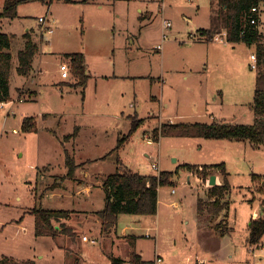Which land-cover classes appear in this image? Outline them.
Listing matches in <instances>:
<instances>
[{"label": "rangeland", "instance_id": "374dc122", "mask_svg": "<svg viewBox=\"0 0 264 264\" xmlns=\"http://www.w3.org/2000/svg\"><path fill=\"white\" fill-rule=\"evenodd\" d=\"M72 1H24L14 19L0 21L12 54L10 101L0 109V260L109 264L114 256L131 264L136 252L143 264H155L158 256L163 264L251 263L244 245L232 251V259L219 253L212 231L223 219L235 231L231 238L242 242L250 219L264 218V145L162 134L156 139L155 132L165 124L252 125L262 68L252 69L250 57L258 54V45L238 47L230 61L213 51L216 45L207 51V44L194 43L200 30L221 29L218 0ZM261 7L264 30V2ZM40 18L54 29L43 39ZM165 21L172 24L169 30L163 29ZM27 36L38 47L30 75L38 68L43 75L39 86L23 91L30 75H18L17 68ZM69 54L85 56L90 73L85 89L76 86L71 70L68 79L61 78ZM32 90L36 96L26 94ZM29 117L37 130L24 132ZM67 152L79 166L73 177ZM221 165L230 184L227 207L212 215L209 183L219 174L224 184ZM125 168L171 177L159 187L155 216L120 215L117 231L106 235L95 213L106 204L103 183ZM203 168L214 170L206 181L197 173ZM34 209L74 211L68 224L78 237H37Z\"/></svg>", "mask_w": 264, "mask_h": 264}, {"label": "trees", "instance_id": "16d2710c", "mask_svg": "<svg viewBox=\"0 0 264 264\" xmlns=\"http://www.w3.org/2000/svg\"><path fill=\"white\" fill-rule=\"evenodd\" d=\"M28 0H5L4 7L0 12V21L4 18L14 19L17 15V7L21 2ZM51 2L54 0H50ZM73 3L72 0H64ZM264 0H218L217 8L219 14L225 21L227 29V40L230 43H246L247 45H258V67L262 71L256 78L253 110L256 120L252 125H232L228 123L212 124H165L159 131L155 132V138L159 135L174 137H202L206 139H227L230 141L250 142L254 147L264 145V49L261 47L262 35L258 30L259 23L251 25L249 16L253 7H259ZM254 18L259 21V15L254 14ZM11 41L7 34L0 33V104L10 101V77L12 69V54L9 52ZM38 52V47L30 37L27 36V43L24 50L18 55L17 73L20 76L28 77L32 70V64ZM72 75L78 79L76 86L86 88L90 75L87 73L85 56L83 54H69L66 56ZM24 132L37 130L34 117L26 118L22 126ZM73 136H67L64 141H68ZM121 146V145H120ZM118 146L115 150L120 149ZM120 164V163H119ZM66 165L69 168V177H73L78 165L67 152ZM121 165V164H120ZM221 169L224 176V184L209 188V210L212 215H219L227 207L223 200L230 190L227 173L224 166H217ZM212 169L203 168L197 170L199 176L204 181L208 175L213 174ZM171 174L162 173L159 177L150 175L143 176L133 173L125 168L117 170L110 175L103 184L106 199L103 210L96 212L97 218L102 224L103 233L110 235L117 231L118 219L120 215H139L155 216L159 205V187L168 184ZM57 184L53 188H55ZM213 200V201H212ZM200 209V206H199ZM201 212V209L199 210ZM35 218V235L37 237H51L56 239L59 235L65 234L75 240L78 234L68 223L74 215L70 210H44L34 209L30 212ZM59 225V228L57 227ZM224 225L218 224L216 232L224 235ZM250 235L248 245L262 243L264 236V218L252 220L249 226ZM131 237V241H135ZM131 264H143L141 255L136 252L131 253ZM112 264H123V260L111 257ZM0 264H35L34 261L16 262L15 260L4 257Z\"/></svg>", "mask_w": 264, "mask_h": 264}, {"label": "crops", "instance_id": "0c3cea01", "mask_svg": "<svg viewBox=\"0 0 264 264\" xmlns=\"http://www.w3.org/2000/svg\"><path fill=\"white\" fill-rule=\"evenodd\" d=\"M192 2H193V0H192ZM4 4H5V0H4V2H3V6H4ZM260 13L258 14L259 15V21H258V23H259V26H258V30H259V32H260V34L262 35V40H264V30H263V23H262V19H261V9H262V7H261V4H260ZM142 12V11H141ZM140 12V13H141ZM184 19L186 20V21H189V22H193V19L192 18H190V17H187V16H184ZM40 20V19H39ZM47 20V19H46ZM220 20H221V25H220V27H221V29L220 30H218L217 29V27H216V31H212V30H210V29H202V30H200V33H199V35L197 36V37H195L194 38V43H202V44H207V48H209V49H207V51H210V48L213 46V45H216V48L213 50V51H219V52H223V53H225L227 56H228V58H229V60L230 61H234V53L236 52V50H237V48L238 47H241V46H245V47H251V46H253V45H247L246 43H230V42H228V40H227V36L225 35V33H226V31H227V29H226V27H225V21L223 20V17L220 15ZM48 21V20H47ZM49 22V21H48ZM169 22V21H168ZM165 23V22H164ZM49 25H50V23H49ZM216 26V25H215ZM40 27H41V24H40ZM172 27V26H171ZM163 29L164 30H169V29H165L164 28V24H163ZM40 32H41V29H40ZM222 32H225L224 34H222ZM190 35H192V34H190ZM41 38L43 39L44 37H43V35H42V33H41ZM163 36H164V34H163ZM222 36V37H221ZM219 38V40H217L216 38ZM163 40H164V37H163ZM165 41V40H164ZM9 52H10V50H9ZM11 53V52H10ZM208 55V54H207ZM252 55H254V54H252ZM251 55V56H252ZM208 57H209V55H208ZM256 57H257V60H258V56L256 55ZM250 59H251V57H250ZM252 61V60H251ZM258 65V64H257ZM87 73L90 75V73H89V71L87 70ZM41 75H43V71L40 69V68H38V69H36V70H34L33 71V74H31L28 78H27V82L25 83V85H24V89H23V91L24 90H29V88L28 87H30V86H34V85H40V82H41ZM61 78L62 79H64L65 80V78H63L62 76H61ZM256 83V82H255ZM62 85H66L65 84V82H62ZM255 86H256V84H255ZM34 91V92H33ZM30 93H26V94H29V95H33V93L35 94V96H36V94H37V92L35 91V90H32V91H29ZM33 92V93H32ZM29 95H28V98L27 99H31L32 97L30 96L29 97ZM24 98V97H23ZM22 99V98H21ZM20 99V102L21 103H25L26 101H27V99L26 100H21ZM214 99H217V97H214ZM218 100V99H217ZM5 105V104H4ZM4 105H3V107H4ZM44 119H46V118H44ZM255 120L256 119H254V122H255ZM37 122V121H36ZM226 123H228V122H226ZM229 124V123H228ZM254 124V123H253ZM261 147V146H260ZM260 147H257V148H260ZM224 169H225V167H224ZM217 173H220V172H217ZM218 175L219 174H216V186L217 185H221L220 183H219V181H218V179H219V177H218ZM104 184V183H103ZM210 186V185H209ZM103 189H104V187H103ZM206 189H208V187H206ZM87 190V192H91V186L89 187V188H87L86 189ZM105 191V190H104ZM106 194V193H105ZM213 201V200H212ZM209 202H211V200H209ZM223 202L224 203H226V197L224 198V200H223ZM177 206V205H176ZM104 209V208H103ZM223 212V211H222ZM221 212V213H222ZM96 213V212H95ZM252 220H255V219H250V221H249V223H247V230H248V232H249V234H248V237H245V239H244V241H242V242H238V240H234V239H232L231 238V235L232 234H235V231H234V229L233 228H230L229 226H227V224H224L223 223V225H224V227H225V229H224V235H221L220 233H217L216 231H215V226H216V224L214 225V227H213V231H212V235L213 236H216V237H219V243H218V249H217V251L220 253V252H223V254H227V257L229 258V259H232L233 258V253L234 252H236V249H238V250H242L243 249V245L245 246V249L247 250V253L248 254H250V256L252 257V255H251V253L249 252V247H250V245H248V238H249V235H250V230H249V226H250V224H251V221ZM218 222H224L223 221V219H217V223ZM248 222V221H247ZM220 223H218V224H220ZM97 224L99 225L100 224V221L99 220H97ZM222 224V223H221ZM125 232H126V230H124L123 231V233L125 234ZM247 232V233H248ZM85 237V236H84ZM86 243H88V241H85ZM261 242L262 243H264V241H263V238H262V240H261ZM233 250H235L234 252H232ZM262 254H264V252L262 253ZM159 257V256H158ZM253 258V257H252ZM251 258V259H252ZM28 260H31V259H22L21 261H28ZM31 261H34V263L36 264V262H35V260H31ZM258 261H260L261 262V260H254V258H253V260H252V262L251 263H249V264H260V262H258ZM79 264V263H78ZM92 264H95V262L93 261V263ZM109 264H112V262H111V260H110V262H109Z\"/></svg>", "mask_w": 264, "mask_h": 264}, {"label": "built area", "instance_id": "2783aa9c", "mask_svg": "<svg viewBox=\"0 0 264 264\" xmlns=\"http://www.w3.org/2000/svg\"><path fill=\"white\" fill-rule=\"evenodd\" d=\"M260 13V7H253L251 10V15L249 16V20H250V24L251 25H256L258 24L257 19L254 18V14H259ZM40 24L42 25V35L44 36V33H49L52 34L54 33V29L50 27L49 22L45 19V18H40L39 20ZM172 24L171 22L165 21L164 23V28L165 29H169L171 28ZM225 35L227 36V34L225 33ZM164 40L167 39V35L164 34ZM217 40H219V38H216ZM251 60L254 62V64L252 65V69H257V57L256 55H252L251 56ZM60 72H61V76L65 79H68L70 76V67L68 64H62L60 66ZM23 101V100H22ZM3 104H0V109L3 108ZM152 169L153 171H158L159 167L158 164L154 163L152 165ZM173 193H175V191L173 190ZM84 241H88V238L85 236L83 238ZM249 252L251 253L252 257L254 258V260H263V256L264 254H262L264 252V243H259V244H255V245H250L249 247ZM155 264H163V260L160 257H157ZM264 264V263H263Z\"/></svg>", "mask_w": 264, "mask_h": 264}, {"label": "water", "instance_id": "95a60500", "mask_svg": "<svg viewBox=\"0 0 264 264\" xmlns=\"http://www.w3.org/2000/svg\"><path fill=\"white\" fill-rule=\"evenodd\" d=\"M209 185H210V187L216 186V177L215 176L211 177Z\"/></svg>", "mask_w": 264, "mask_h": 264}]
</instances>
